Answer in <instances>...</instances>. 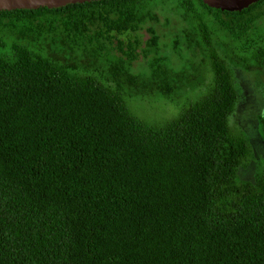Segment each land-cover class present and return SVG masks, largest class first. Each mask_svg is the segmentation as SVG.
Masks as SVG:
<instances>
[{"label":"trees","instance_id":"trees-1","mask_svg":"<svg viewBox=\"0 0 264 264\" xmlns=\"http://www.w3.org/2000/svg\"><path fill=\"white\" fill-rule=\"evenodd\" d=\"M255 67L264 0L0 10V264H264V177L237 179L229 124ZM151 94L179 109L160 127L127 106Z\"/></svg>","mask_w":264,"mask_h":264},{"label":"rangeland","instance_id":"rangeland-1","mask_svg":"<svg viewBox=\"0 0 264 264\" xmlns=\"http://www.w3.org/2000/svg\"><path fill=\"white\" fill-rule=\"evenodd\" d=\"M174 26H178L175 17L170 20L165 29H160L162 31L161 43H170V32ZM145 66L146 63L142 58L133 63L135 71ZM234 87L237 100L229 116V124L239 129L252 153L249 163L238 169L237 179L241 182H253L260 176L264 177V69L235 68ZM202 91H204L203 87L186 92L183 95L184 98L181 99V104L186 102V97H197ZM127 106L144 125L151 127L163 126L167 121L176 117L179 111L174 103L157 94L127 99Z\"/></svg>","mask_w":264,"mask_h":264},{"label":"water","instance_id":"water-1","mask_svg":"<svg viewBox=\"0 0 264 264\" xmlns=\"http://www.w3.org/2000/svg\"><path fill=\"white\" fill-rule=\"evenodd\" d=\"M91 0H0V10L16 8L59 7L68 3L85 2ZM257 0H202L208 6L221 10L235 11L247 7Z\"/></svg>","mask_w":264,"mask_h":264}]
</instances>
